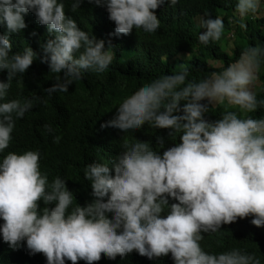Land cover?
<instances>
[{
  "label": "clouds",
  "instance_id": "1",
  "mask_svg": "<svg viewBox=\"0 0 264 264\" xmlns=\"http://www.w3.org/2000/svg\"><path fill=\"white\" fill-rule=\"evenodd\" d=\"M83 2L0 0V72L6 73L0 80L1 250H23L37 264H95L102 255L156 263L169 254L172 264H264L242 247L207 250L208 240L229 233L238 218L264 227V87L257 88L264 42L243 46L235 60L200 76L184 60L126 95L100 124L124 134L120 151L86 163L83 180L91 191L83 205L66 184L70 178L42 170L39 148L11 149L17 120L54 93H67L85 73H103L113 63L111 39L82 30L73 18ZM87 2L106 10L114 24L109 36L118 38L133 29L155 33L156 10L178 0ZM232 7L229 23L245 29L246 19L264 12V0H234ZM199 28L196 39L204 46L226 31L224 18L210 12ZM20 33L42 40L39 53L28 43L14 52ZM37 59L54 83L42 96L10 97L13 82ZM145 126L166 135L155 131L154 143L137 139L134 133ZM43 129L54 132L50 123ZM60 140L52 135L54 144Z\"/></svg>",
  "mask_w": 264,
  "mask_h": 264
},
{
  "label": "trees",
  "instance_id": "2",
  "mask_svg": "<svg viewBox=\"0 0 264 264\" xmlns=\"http://www.w3.org/2000/svg\"><path fill=\"white\" fill-rule=\"evenodd\" d=\"M233 3L234 0H178L174 6L165 4L156 10L160 26L155 33L146 34L133 29L129 35L117 38L109 36L114 30V24L109 21L106 10L84 0L81 9L72 14L73 18L82 30L92 32L97 38L111 39L115 47L113 63L103 73H85L81 80L69 86L67 93H54L47 99L46 104L37 105L27 112L24 118L17 120L11 149L39 148L44 153V159L40 162L42 170L48 172L50 178L57 174L70 178L66 184L76 193L77 201L83 205L86 199H90L88 192L91 191L87 187V181L83 180L82 169L86 163L96 155L101 160H107L120 151V139L124 134L111 127L101 129L100 124L112 117L115 107L126 95L151 77L178 70L179 63L184 60L192 74L200 76L235 60L243 46L264 42L263 30L253 23L255 17L246 19L245 29H241L238 24L229 23V18L233 16ZM205 12L222 16L226 29L219 41L207 46L199 44L196 39L201 31L198 21ZM231 32L236 34L234 40L240 38L246 43L236 45L233 53L229 54L223 50L222 41ZM15 38L14 52L28 43L29 46L37 48L38 51L33 50L39 53L37 41L42 40L36 37L32 40L28 34L23 33ZM18 46L20 47L17 48ZM181 53L185 58H178ZM210 60L219 62L221 66H213ZM5 77L6 73L0 72V80ZM259 80L264 87V72ZM53 83L54 79L47 65L37 59L19 82H13L9 95L18 98L35 92L42 96V89L50 87ZM44 123L52 125V134L44 131ZM155 131L147 130L145 126L134 135L139 140H152L154 143ZM166 131L157 130L156 134L166 135ZM52 135L61 136L58 144L52 142ZM132 135L128 134L130 139ZM171 143L166 140L165 146ZM250 219L251 217L238 218L236 222L231 223L233 228L229 233L208 240L210 246L207 250L219 252L230 247L248 248L264 261V227L257 228L250 223ZM4 253L0 248V257H4ZM7 256L11 258L10 264H27L20 253H9ZM17 256L19 259L15 258ZM31 256H40V253ZM0 264L7 263L0 261ZM95 264L156 263L123 261L119 255L115 260H108L102 255L101 260Z\"/></svg>",
  "mask_w": 264,
  "mask_h": 264
},
{
  "label": "rangeland",
  "instance_id": "3",
  "mask_svg": "<svg viewBox=\"0 0 264 264\" xmlns=\"http://www.w3.org/2000/svg\"><path fill=\"white\" fill-rule=\"evenodd\" d=\"M255 18L253 19V23L257 26V25H259L260 26V28L263 30V32H264V12H260V13H258L256 16H254ZM253 18V17H252ZM249 19V18H248ZM247 19V20H248ZM199 22V21H198ZM245 22H246V20H245ZM199 24V23H198ZM235 25V24H234ZM233 34V37L231 38L230 37V34H228L226 37H225V39H223V50L225 51V52H227V53H229V54H232L233 53V50H234V48H235V46L236 45H242V44H244V43H246L245 42V40L244 39H240V38H237L236 40H234V38H236V34L235 33H232ZM188 56V55H187ZM209 62H212V60H210ZM213 64V66H215V67H220V63L219 62H217V63H215V62H212ZM261 87H263V83L260 81V80H258V83H257V88L259 89V88H261Z\"/></svg>",
  "mask_w": 264,
  "mask_h": 264
},
{
  "label": "bare ground",
  "instance_id": "4",
  "mask_svg": "<svg viewBox=\"0 0 264 264\" xmlns=\"http://www.w3.org/2000/svg\"><path fill=\"white\" fill-rule=\"evenodd\" d=\"M2 240V239H1ZM3 241V240H2ZM246 250H248V251H250L248 248H245ZM18 253H20L21 255H23L24 256V259L26 260V262H27V264H37V263H35L34 261H32L31 259H30V256L29 255H26L25 253H24V251L23 250H20ZM9 254V251L7 250V251H5V253H4V257H0V261H3V262H5V263H7V264H10L11 263V258L9 257V256H7ZM16 259H19V257L17 256V257H15ZM33 260H38V259H33ZM39 261V260H38ZM40 262V261H39Z\"/></svg>",
  "mask_w": 264,
  "mask_h": 264
},
{
  "label": "water",
  "instance_id": "5",
  "mask_svg": "<svg viewBox=\"0 0 264 264\" xmlns=\"http://www.w3.org/2000/svg\"><path fill=\"white\" fill-rule=\"evenodd\" d=\"M152 263L154 262L152 261ZM156 264H172V260L170 259V254L169 256L162 257L160 260L156 262Z\"/></svg>",
  "mask_w": 264,
  "mask_h": 264
}]
</instances>
